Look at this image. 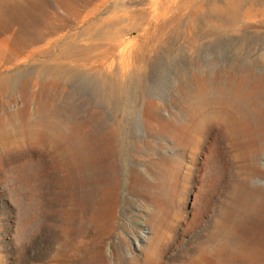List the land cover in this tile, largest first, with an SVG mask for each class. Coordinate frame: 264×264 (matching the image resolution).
I'll use <instances>...</instances> for the list:
<instances>
[{
  "label": "rangeland",
  "instance_id": "374dc122",
  "mask_svg": "<svg viewBox=\"0 0 264 264\" xmlns=\"http://www.w3.org/2000/svg\"><path fill=\"white\" fill-rule=\"evenodd\" d=\"M0 264H264V0H0Z\"/></svg>",
  "mask_w": 264,
  "mask_h": 264
},
{
  "label": "bare ground",
  "instance_id": "6f19581e",
  "mask_svg": "<svg viewBox=\"0 0 264 264\" xmlns=\"http://www.w3.org/2000/svg\"><path fill=\"white\" fill-rule=\"evenodd\" d=\"M246 200V199H245ZM258 201V200H257ZM259 203V202H258ZM253 204V203H252ZM255 206H256V204H255ZM251 208V207H250ZM252 213V212H251ZM229 232H231V231H229ZM255 235V234H254ZM224 237L227 239L228 237V239L226 240V241H224V242H227V243H230V245H233L234 243H235V241H236V239H238V238H236L235 236L233 237V240H232V235H231V233H226L225 235H224ZM241 241H243V240H241ZM244 242V241H243ZM224 244V243H223ZM225 245V244H224ZM243 256V255H242Z\"/></svg>",
  "mask_w": 264,
  "mask_h": 264
}]
</instances>
